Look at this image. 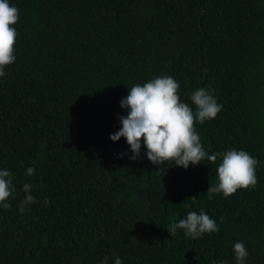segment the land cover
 <instances>
[{"label": "trees", "instance_id": "obj_1", "mask_svg": "<svg viewBox=\"0 0 264 264\" xmlns=\"http://www.w3.org/2000/svg\"><path fill=\"white\" fill-rule=\"evenodd\" d=\"M11 3L19 19L16 59L0 77V168L16 190L0 208V264H236V241L245 264H264V0ZM163 75L190 105L194 89L211 91L222 108L195 131L209 153L255 157L254 186L209 199L219 157L155 165L143 145L131 160L125 139L109 138L128 87ZM25 183L35 202L20 213ZM200 209L217 232L171 236L170 223Z\"/></svg>", "mask_w": 264, "mask_h": 264}, {"label": "clouds", "instance_id": "obj_2", "mask_svg": "<svg viewBox=\"0 0 264 264\" xmlns=\"http://www.w3.org/2000/svg\"><path fill=\"white\" fill-rule=\"evenodd\" d=\"M19 19L17 6L11 0H0V77L5 76V67L16 59L14 43L17 35L16 23ZM179 83L171 76H156L143 84H133L128 87V94L120 100V106L126 114H117L120 127L109 134L113 141L122 137L129 146L131 156L136 160L142 151L147 159L162 165L170 161L187 169L196 166L203 160L220 162L216 167V180L209 184L206 194L211 199L213 194L228 197L240 188L254 186L256 183L255 169L258 161L244 149H229L222 153H209L200 142L195 131L194 121L203 123L214 119L222 105L211 94L209 89L198 87L189 94V103L180 99L177 89ZM192 105L195 106L193 111ZM121 155H124L122 153ZM35 169L29 166L25 174L33 175ZM24 198L19 202L18 211L24 213L26 206L35 202L31 193V185L22 186ZM12 173L7 168H0V208L11 207L8 198L15 193ZM45 197V203H47ZM186 237L199 238L204 233L217 232L219 226L203 209L199 212L189 210L186 215L170 223L167 230L174 237L177 230ZM236 264H245L248 251L242 241L232 245ZM101 264H108L104 257ZM113 264H123L121 257L116 256Z\"/></svg>", "mask_w": 264, "mask_h": 264}]
</instances>
